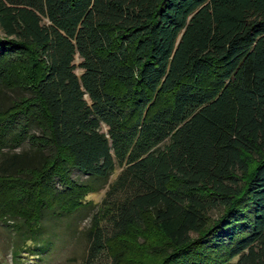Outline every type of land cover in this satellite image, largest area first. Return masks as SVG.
Segmentation results:
<instances>
[{"label":"trees","instance_id":"obj_1","mask_svg":"<svg viewBox=\"0 0 264 264\" xmlns=\"http://www.w3.org/2000/svg\"><path fill=\"white\" fill-rule=\"evenodd\" d=\"M3 183L31 241L105 187L86 264H264V0H0Z\"/></svg>","mask_w":264,"mask_h":264},{"label":"rangeland","instance_id":"obj_2","mask_svg":"<svg viewBox=\"0 0 264 264\" xmlns=\"http://www.w3.org/2000/svg\"><path fill=\"white\" fill-rule=\"evenodd\" d=\"M79 60L80 57L76 55L75 62L77 63ZM17 68L15 66L14 70ZM81 70L79 67L75 68L77 73H80ZM31 131L39 133L38 128H31ZM27 146L28 143L25 141L23 145L16 149ZM118 171L119 167H116L109 180L113 179ZM71 176L78 180L86 178V174L78 169H72ZM3 184L4 187L1 189V192L7 194L10 184ZM53 185L59 188L61 186L57 181ZM104 190L105 187L86 194L85 200L89 202L73 212L60 215H51L50 211L46 212L42 222L44 231L41 232L40 238L34 241L24 239L23 233L25 231L19 223L21 220L25 222L32 219V216L26 214H31L34 210L32 211V208L30 209L24 205L27 203L28 198L24 199L23 196L17 198L19 188H15L9 192L1 201L3 207L1 208L2 211H0L1 214L8 213L0 216V261L2 264H86L90 245L88 228L91 223L92 213L96 209V203L101 199ZM60 200L61 198L55 201L60 202ZM7 202L12 203L11 208ZM14 203L17 205L18 211L14 208ZM213 215L215 216L216 214L214 213ZM148 216L141 226L133 229L127 235L131 239H134L136 244L146 245L148 248L152 246L159 252L162 247L163 238L154 228L150 221V216ZM155 254L156 252H149L146 255L150 258ZM109 260L110 257L101 252L96 261L97 263L108 264ZM134 261L127 259V256H125L118 262L119 264H135Z\"/></svg>","mask_w":264,"mask_h":264}]
</instances>
